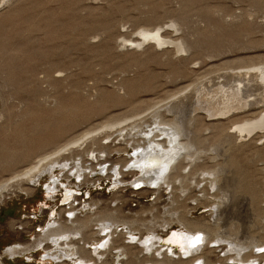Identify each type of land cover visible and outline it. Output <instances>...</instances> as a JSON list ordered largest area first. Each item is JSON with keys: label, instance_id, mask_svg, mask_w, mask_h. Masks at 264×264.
Here are the masks:
<instances>
[{"label": "rangeland", "instance_id": "obj_1", "mask_svg": "<svg viewBox=\"0 0 264 264\" xmlns=\"http://www.w3.org/2000/svg\"><path fill=\"white\" fill-rule=\"evenodd\" d=\"M172 22L177 23V27L171 26ZM158 26H163L161 33L166 40L184 41L190 48L178 52L170 42L157 46L148 40L138 46L126 41L141 42V28ZM262 62L264 0H0V181L34 161L36 155L52 150L83 130L128 117L120 127L101 131L94 140L88 139L72 151V154H84L74 157H81L88 167L96 168L105 160L111 162L125 157L124 151L132 152L138 142L154 138L157 112L172 118L170 95L189 86L184 93L189 96L184 99V119L188 121L195 115L186 125L199 129L197 147L201 153L187 169L188 176L181 174L184 187L179 186L178 180L172 194L173 203L168 188L154 194L140 192L139 203L133 201L135 198L129 200L130 190H127L123 196L129 201L122 205V211L137 212L140 219L149 220L152 216L162 221L164 215H170L175 209L191 208V213L186 214L189 219L195 217L214 224L216 215L207 210L208 205L214 203V197L220 195L219 188L215 192L207 188L209 182L202 179L201 171L221 168L223 164L224 176L220 174L219 185L227 183L232 199L227 198V219L220 221V230L234 225L233 229L244 235L241 241H264V201L260 202L264 199V189L260 186L261 175L250 159L253 152L260 153L264 159V145H257L264 138L258 140L262 133L249 141H238L235 136L230 141L225 138L231 134L232 122L264 109L263 88L259 81L251 78L255 82L251 81L253 84L245 93L251 100V111L226 119L211 120L205 112L193 111L189 105L195 102L191 87L194 84L199 86L201 81L204 86L213 88L221 82L229 87L235 82L231 80V69L236 71ZM209 125L212 127L206 130ZM150 130L153 135L147 136ZM117 148L124 150L118 153ZM231 158L234 160L230 164L227 160ZM235 161L241 163L240 170ZM247 171L255 174L259 198L248 205V212H243V208L236 212L237 202L244 196L243 189L246 190L251 180ZM65 173L67 169L60 172L59 180L74 182L73 177L66 179ZM98 176L101 174H93L94 179L86 184L70 183L76 193L81 194L75 196L77 202L109 199L113 190L109 191L111 194L108 192L110 185L106 182H111L112 178L99 181ZM127 177L130 178V174ZM43 180L44 177L41 178L42 188L34 186L31 194L17 187L6 194L5 205L0 206V251L15 242H34L48 220V209L41 205L43 200L47 199L49 209L59 207L60 192L55 195V202L49 199L48 193H44L47 182ZM22 185L28 186L26 182ZM155 196L154 215H142V210ZM195 198H199L201 204H197ZM61 218L66 219L63 215ZM172 224L174 230L182 227L176 222ZM156 229L159 236L165 237L167 229ZM79 247L77 249L84 254L86 247ZM35 249L13 258L5 255L2 260L5 264H62L49 258L42 263L44 251ZM220 250L221 247L216 246L214 254L222 256L224 250ZM113 258L117 255H108L106 261L111 262ZM212 258L217 261L215 256Z\"/></svg>", "mask_w": 264, "mask_h": 264}, {"label": "bare ground", "instance_id": "obj_2", "mask_svg": "<svg viewBox=\"0 0 264 264\" xmlns=\"http://www.w3.org/2000/svg\"><path fill=\"white\" fill-rule=\"evenodd\" d=\"M170 25L177 27L178 24L172 22ZM162 29L163 26L141 28L139 32L141 42L133 41L132 39L126 41L133 44L137 43L136 45L139 46L141 43L143 44V42L152 40L157 46H161L171 41L163 37L161 33ZM175 41L173 40V42L170 43L174 44L178 52L187 51L190 48V45L184 41ZM231 73V80L235 82L229 87H225V84L218 82L217 86L213 88L210 86V88H208L204 86L201 81L199 82V86H197L198 84L191 86L193 90L192 97H195V102H192V104L188 102L193 108V111L200 110L205 112L211 120L226 119L241 112H250L252 109L250 105L252 103L245 93H247L248 87L255 82L253 78L259 81L264 91V62L245 65L236 71L231 69ZM222 76L225 77V74ZM204 78H206V76ZM251 81H253L252 84ZM187 88H189V86L170 95L169 102L172 103H170L172 118H166L165 115L157 112L155 115L156 125L153 126L154 132L156 133L153 135L152 130H150V134L147 133L149 134L147 136L153 135L154 138H147L148 141L138 142L132 153L124 151L123 153L126 154L125 157L114 159L111 162L105 160V163L101 165L97 163L99 167L96 168V166L88 167V164H85V160L83 161L81 157H74V155L83 156L84 154H72V151H74L76 147H80L88 139L94 140L96 135L101 133V131L120 127L122 122L129 119L128 117L121 120H110L99 126L83 130L64 143L57 145L52 150L36 155L34 161L29 162L22 169L0 181V206L5 205L6 194H9V191L14 189V187H17L20 191L22 190V192L30 194L33 192L30 191L34 186L42 188L41 178L43 177L47 182L46 192L48 194H46V196L49 199L53 198L55 202V195L59 191V204L57 203V205H59V207L61 206L60 208L58 206H52L49 209L47 208V199L43 200L41 205H43V209H48L46 215L48 216V220L45 218L47 222L44 226H41L40 233L37 234V237H34V242L25 244L22 242H15L13 245L6 247L3 252L0 251V264H5L2 260L5 255L8 256L9 254L10 257L13 258V256L23 254L26 251L30 252L32 249L34 250V248H37L35 251H38V249L44 251L42 263H44L47 258L62 264H65V262L67 264H98L101 262V264H114L115 260V264L264 263V252L258 251V249H264V241L260 239L241 241L240 238L244 235H242L239 230L233 229L235 227L234 225H232L233 228L229 226L225 230H220V221L225 218L227 219V202L229 198L232 199L229 189H226L227 183L219 185L220 174L224 172L223 164L222 167L220 166L221 168H205L201 171L202 179L205 180L206 183L209 182L210 186L208 185L207 188L211 187L213 192L219 188L220 195L214 197V203L208 205L210 208L207 210L208 212L210 211L209 214L216 215L214 224H210L208 221L205 222L201 219H195V217L194 219H189L186 214L191 213L189 212L191 208L181 211L175 209V212H171L168 209L171 214L168 215V213L166 216L164 215L162 221L152 216L149 220H144L142 218L140 219L141 215L137 212L122 211V205H125V201L127 203L128 200V198H124L123 192L125 193L127 190H130L129 196L131 199L129 200L135 198L133 201L139 203L140 196H138V194L140 192L144 191L154 194L160 192L163 188H168L169 190L167 191L170 192L171 202L173 203L174 196L172 194H174L177 181L179 180L180 182L178 183L179 186L184 187L185 184L183 185V183H181V174L186 173V176H188V170L201 153L198 151L197 147L199 137L196 131L199 129L193 130L192 126L186 125V122L192 121L195 115L193 118H188V121L184 119V99L189 97L184 94ZM180 96H183V98L179 99ZM177 100L178 102H173ZM251 114L253 115L250 117L232 122L229 131L231 134L226 135L225 138L230 141L231 137L235 136V139L238 141H249V139L252 140L258 133H262L258 140L264 138V109H259V111ZM210 126L211 125L205 127V129H209ZM260 144L264 145V141L257 143V145ZM123 150L124 149L119 148L116 149L117 152ZM65 154L71 155L69 157H64ZM250 156L252 166H254V169L259 171L261 175L262 181L260 186L264 189V159H262L261 154L258 152H253ZM224 157L227 158L228 156L224 154ZM232 160H234V158L227 160V162L231 164ZM79 165H81L83 169L80 168ZM235 165H237V170L242 168L239 161H235ZM95 168L100 170L96 171ZM66 169L67 173L63 176H65L66 179L73 177L74 182L66 183L63 182L64 180H59L60 172ZM103 170L105 171L102 172ZM95 173L101 174V176H98L100 177L99 181L102 178L105 180H107L106 178H113L108 189V192L113 190L112 194L109 192L111 194L110 197H108L109 199H91L89 202H84V204L81 203V201L77 202L78 198L75 196L80 193H76L78 191H75L73 185L70 183L75 184L79 182L86 184L90 181L88 178L92 177ZM248 173V177H250L251 180L247 182L246 190L245 187L243 189L244 192L242 193L244 196L241 198V201L238 200V204L236 203L238 205L237 209H235L236 212H241V208H243V212H248V205H253L257 198H259L255 188V186L258 185V182L254 179L255 174L253 171H249ZM129 174L130 178L127 177ZM22 182H26V185L29 187L23 186ZM77 185L78 184H76V186ZM106 185H108L107 182ZM137 185H139V187H137ZM204 196L206 197V194ZM42 197L44 198L43 194ZM233 197L235 198L236 194L233 193ZM156 198L157 196L149 203V208L147 207L142 210V215H147L148 213L152 214L153 205L156 203H153V201ZM247 199H249V202ZM195 200L197 204H201L199 198H195ZM262 200L264 201L263 198L259 201L262 202ZM78 206L79 208L77 209L76 207ZM116 206L117 208L113 209V207ZM176 206L178 207V205ZM182 206L185 207V204ZM56 209H59V211ZM97 209L98 211H96ZM233 212L234 209L232 213ZM62 215L66 218L64 221L61 218ZM173 222H176L182 227L174 230L171 228ZM156 227H164V229H167L165 237L159 236ZM196 234H201L203 236V242L193 248L189 245L187 237ZM119 241L121 242L119 243ZM101 244H103V247H101ZM83 246L86 247L84 254L77 249L78 247L83 249ZM216 246L219 248L221 247L220 251L224 250L222 256L220 254H214L216 252ZM131 248L135 250L137 248L138 250L132 251ZM135 252L138 253V255L142 253V256H138ZM108 255H112L113 257L117 255V258H113L111 262L108 260L106 261ZM213 256H215L217 261H213ZM228 260L231 261L228 262Z\"/></svg>", "mask_w": 264, "mask_h": 264}, {"label": "snow or ice", "instance_id": "obj_3", "mask_svg": "<svg viewBox=\"0 0 264 264\" xmlns=\"http://www.w3.org/2000/svg\"><path fill=\"white\" fill-rule=\"evenodd\" d=\"M137 187H139V185H137ZM187 240L189 245L195 248L203 242V236L201 234H196L194 236H188ZM101 247H103V244H101ZM258 251L264 252V249H258Z\"/></svg>", "mask_w": 264, "mask_h": 264}, {"label": "built area", "instance_id": "obj_4", "mask_svg": "<svg viewBox=\"0 0 264 264\" xmlns=\"http://www.w3.org/2000/svg\"><path fill=\"white\" fill-rule=\"evenodd\" d=\"M132 152H133V151H132ZM132 152H131V153H132ZM104 171H105V170H103V172H104ZM104 174H105V173H104ZM94 177H95V176H94ZM94 177H89L90 181L93 180ZM112 179H113V178H112ZM110 181L112 182V180H110ZM95 182H96V181L92 182L93 185H95ZM107 182H108V181H107ZM111 182H109L108 185H109ZM78 183H79V182H78ZM98 183H99V182H98ZM46 186H47V183L44 184V193L46 192ZM79 186H80V185H79Z\"/></svg>", "mask_w": 264, "mask_h": 264}]
</instances>
